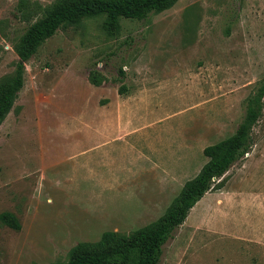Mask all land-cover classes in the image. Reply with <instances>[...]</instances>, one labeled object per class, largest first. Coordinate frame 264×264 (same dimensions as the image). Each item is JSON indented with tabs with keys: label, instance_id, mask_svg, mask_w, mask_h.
<instances>
[{
	"label": "rangeland",
	"instance_id": "374dc122",
	"mask_svg": "<svg viewBox=\"0 0 264 264\" xmlns=\"http://www.w3.org/2000/svg\"><path fill=\"white\" fill-rule=\"evenodd\" d=\"M20 2L0 0V84L36 19L21 17ZM24 65L0 124V213L21 224L0 221V264H50L159 218L208 160L204 148L236 131L264 77V0H176L116 26L87 18ZM251 140L163 245L160 264H264V108Z\"/></svg>",
	"mask_w": 264,
	"mask_h": 264
},
{
	"label": "trees",
	"instance_id": "16d2710c",
	"mask_svg": "<svg viewBox=\"0 0 264 264\" xmlns=\"http://www.w3.org/2000/svg\"><path fill=\"white\" fill-rule=\"evenodd\" d=\"M176 0H69L43 7H30L25 0L20 2L21 17L32 20L15 43L19 60L11 78L0 84V124L10 112L18 93L25 83V65L38 48L59 28L80 24L84 19L105 16L110 25H118L122 18L144 19L152 12L170 6ZM41 13V15H39ZM89 79L100 85L105 77L93 70ZM120 87V93L123 92ZM264 77L247 100L245 115L236 131L229 137L204 148L206 163L192 178L185 181L165 212L148 225L129 234L106 232L102 241L93 249H73L67 260L50 264H160L163 245L173 237L185 222L189 212L203 195L216 185H222L230 167L251 148V130L262 114L264 104ZM219 179V182H215ZM0 221L20 229L17 216L10 212L0 213Z\"/></svg>",
	"mask_w": 264,
	"mask_h": 264
}]
</instances>
